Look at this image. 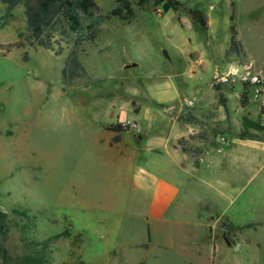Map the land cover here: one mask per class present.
Here are the masks:
<instances>
[{"label":"rangeland","instance_id":"obj_1","mask_svg":"<svg viewBox=\"0 0 264 264\" xmlns=\"http://www.w3.org/2000/svg\"><path fill=\"white\" fill-rule=\"evenodd\" d=\"M95 1L101 12L112 6V0ZM176 1L208 16L207 34L191 28L185 14L176 18L170 9L162 11L161 6L149 2L143 9H135L129 22L111 17L100 23L97 37L77 49L86 77L69 85L60 79L65 50L53 55L26 45L6 49L17 33L23 32L24 17L20 5L6 8L0 4V211L7 225V264H17L18 259L39 249L43 251L42 264H79L81 257L92 264L126 262L129 250L125 242L138 231L136 206L88 204L89 193L77 186L90 177L87 155L96 145L95 138L102 135L90 104L104 107L131 96L143 107L156 108L176 98L174 90L195 87L202 103L210 107L216 97L210 86L223 84L231 90L227 96L232 95L227 106L235 111L233 133L227 134L230 141L236 140L233 134H264L263 129L243 123L246 119L261 125L264 105L258 98L252 99L248 89L242 105V85L237 77L219 79L230 66H236L238 73L248 67L250 73L259 75L264 87V0ZM230 10L243 54L223 56L216 64L224 66V74L210 80V66L191 72L192 63L171 43L175 28L191 45L208 40L218 50L227 44ZM161 48L169 53L170 62ZM188 57L192 61L195 55L189 52ZM85 79L92 82L89 87L81 85ZM156 92L161 94L154 96ZM86 97L88 101L83 100ZM127 116L139 120L131 111ZM219 132L215 130V134ZM263 159L261 154L251 165L250 174L255 172L248 183L243 185L246 174L235 181L233 202L224 212L221 206L226 201L221 199L212 209L200 212L209 223L215 219L234 224L261 222L259 226L235 233L219 222L212 236L194 240L203 251L207 245L208 253L183 254L169 262L161 253L157 262L147 260L148 264H264ZM64 230L68 234L59 235ZM141 253L131 252L134 257Z\"/></svg>","mask_w":264,"mask_h":264},{"label":"crops","instance_id":"obj_2","mask_svg":"<svg viewBox=\"0 0 264 264\" xmlns=\"http://www.w3.org/2000/svg\"><path fill=\"white\" fill-rule=\"evenodd\" d=\"M206 17L207 34L210 21ZM187 22L191 28H195L190 20ZM175 29L171 43L192 63L191 72L210 66L209 80L224 74L221 73L224 66L216 63L223 56H229L224 54L227 44L218 50L210 46L208 40L204 44L191 45L190 40L180 37ZM161 52L170 62L169 53L163 48ZM189 52L195 55L192 61L188 57ZM217 87L223 105L217 101V92L211 86L216 97L210 107L202 103L195 87L174 90L176 98L156 108L143 107L131 96L125 100H114L104 107L90 104L95 125L102 135L95 138L96 145L87 155L90 177L77 186L84 194L89 193L88 204L130 203L136 206L134 217L138 222V231L136 236H129L125 242L129 251L125 252L126 262L123 264L157 262L161 253L167 255L168 262L172 258H181L183 254H206L208 246L203 251L195 245L194 240L200 236H212L217 223L235 230V233L250 224H234L230 220L216 219L209 223L200 216L201 210L212 209L217 199L226 201L221 206L224 212L233 202L235 181L246 174L243 185L248 183L255 172L250 174L251 165L264 154V134H253L252 137L233 134L236 140L233 143L230 141L227 134L233 133L235 115L233 107L227 106L232 96L227 95L231 90L223 84ZM263 91L264 87L258 98L261 105H264ZM157 94L161 92L153 95ZM88 99L83 98L86 101ZM132 102L135 104L133 108ZM130 111L139 115L137 122L142 125L139 134L106 128L108 125H118L122 119H129L127 113ZM261 125L264 127V120ZM216 129H219L220 134H215ZM261 163H264V159ZM260 224L252 223L246 228ZM139 250L142 251L140 256H132L131 252ZM146 254L149 259L145 258ZM81 261L83 264H92L82 257Z\"/></svg>","mask_w":264,"mask_h":264},{"label":"trees","instance_id":"obj_3","mask_svg":"<svg viewBox=\"0 0 264 264\" xmlns=\"http://www.w3.org/2000/svg\"><path fill=\"white\" fill-rule=\"evenodd\" d=\"M149 2L154 6H161L162 11L170 9L175 13L176 18L180 13L185 14L191 24L201 32L207 29V17L202 10L183 7L176 0H112V6L105 12L100 11L95 0H0V4L6 8L20 5L24 17L23 32L17 33L16 39L9 43L6 49L8 47L22 48L26 45L31 48L41 47L51 51L53 55H60L65 50L60 68V79L63 84L69 85L75 79L86 77V71L77 58V49L83 42H92L97 37L100 23L111 17L121 22H129L135 9H143ZM228 21L229 36L224 54L239 56L242 54V46L236 38L232 10L228 15ZM22 58L25 59L26 56L23 55ZM91 83L86 80L81 85L87 86ZM214 87L217 92V101L223 105L218 87ZM246 92L245 85H242L240 91L242 105L246 103L244 97ZM243 123L245 127L264 128L246 119ZM106 128L114 131L122 130L116 124L108 125ZM249 225L246 224L244 227ZM67 234L68 230L59 233L63 236ZM6 239L7 225L4 213L0 211V264H7L4 261ZM42 262L43 251L39 249L35 254L18 259L17 264H42ZM79 264L83 263L79 262Z\"/></svg>","mask_w":264,"mask_h":264},{"label":"built area","instance_id":"obj_4","mask_svg":"<svg viewBox=\"0 0 264 264\" xmlns=\"http://www.w3.org/2000/svg\"><path fill=\"white\" fill-rule=\"evenodd\" d=\"M238 68L236 66H230L226 73L220 77V80H224L225 77L233 78L237 77L238 81H240L241 85H245V88L250 91V95L252 99H257L260 96L263 85L261 83V78L256 73H250L248 71V67H244L240 73H238ZM118 125L124 131H129L133 134H139L142 130V125L130 119H122ZM223 141V139L221 138Z\"/></svg>","mask_w":264,"mask_h":264}]
</instances>
